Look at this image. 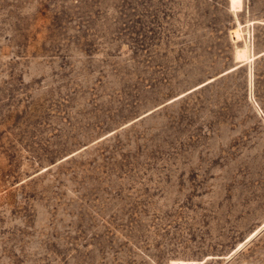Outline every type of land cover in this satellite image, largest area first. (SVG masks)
<instances>
[{"label":"rangeland","instance_id":"rangeland-1","mask_svg":"<svg viewBox=\"0 0 264 264\" xmlns=\"http://www.w3.org/2000/svg\"><path fill=\"white\" fill-rule=\"evenodd\" d=\"M0 264H264V0H0Z\"/></svg>","mask_w":264,"mask_h":264}]
</instances>
